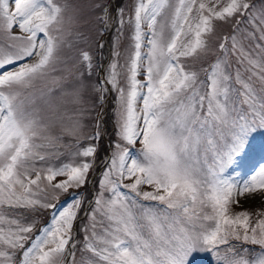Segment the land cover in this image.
<instances>
[{"label": "snow or ice", "instance_id": "snow-or-ice-1", "mask_svg": "<svg viewBox=\"0 0 264 264\" xmlns=\"http://www.w3.org/2000/svg\"><path fill=\"white\" fill-rule=\"evenodd\" d=\"M14 3L10 10L9 0H0V264H13L17 250H23L20 264H64L70 242L74 264L80 196L54 212L34 238L29 234L35 221H21L26 212L56 209L50 200L88 182L93 162L38 168L48 158L40 150L55 147L60 137L51 130L64 119L67 104L75 112L72 127L63 131L77 135L84 116L110 91L116 94L119 142L106 162L95 206L86 213L90 223L82 228L81 252L89 255L82 264H197L201 254H211L215 264H264V218L250 226L247 210H231L241 204L234 197L264 196V165L245 171L264 132V6L257 8L253 0H228L219 9L220 0H136L127 20L132 51L121 65L123 8L111 17L100 3ZM97 8L101 35L110 21L116 24L114 58L99 82L89 85L61 52L72 47L69 36L87 39L66 25L86 26V12ZM233 17V32L223 37L212 63L196 71L182 62L212 54L216 22ZM239 17L250 31L241 32ZM14 26L22 34L13 33ZM80 63L91 75L88 52ZM89 88L97 104L85 98ZM99 136L97 131L89 138ZM96 151L89 145L76 155L94 157ZM58 176L66 178L57 181ZM246 245L261 250L249 258Z\"/></svg>", "mask_w": 264, "mask_h": 264}, {"label": "rangeland", "instance_id": "rangeland-1", "mask_svg": "<svg viewBox=\"0 0 264 264\" xmlns=\"http://www.w3.org/2000/svg\"><path fill=\"white\" fill-rule=\"evenodd\" d=\"M58 3H64L65 0H57ZM215 2V0H213ZM228 0H220V4L217 6L218 9L222 8L227 4ZM253 2L257 5V8L264 6V0H253ZM68 3H76V4H84L88 5L91 3H100L102 5L109 7V12L111 17H117V9H124V19L126 23L123 28V35L120 38V44L118 50L120 52L119 63L121 65H125L127 62V57L131 54V34H132V25L127 23L128 17L132 14L136 0H68ZM9 8L13 10L15 8L14 0H9ZM102 14V10L97 8L95 10H88L86 12L88 18V24L83 27H77L73 24H67L66 27L69 28L73 33L77 31L84 32L87 39L81 37L79 40H76L74 35L69 36L68 40L72 42V47H65L61 55L70 56V64H75L80 71L85 74V82L89 85H95L99 82V80L104 76L105 70L107 69L109 63L113 60V36L115 35L116 24L114 21H110L109 30L105 31L103 35L100 34V29L104 27L103 22L97 20V16ZM237 17H233L229 23H221L219 21L216 22V31L214 35L210 38V48L213 50V53L204 57L194 56L191 58H182V62L185 63L186 66H190L193 70L200 71L202 68H206L208 64L212 63L216 55L220 54L219 44L224 42V36H230L233 32V25L235 24ZM241 23L238 25V28L243 32L244 30H251V26L247 23L245 17H239ZM15 34H22L18 26H14L11 30ZM103 44V47L100 45ZM227 45L231 47V41H227ZM143 51H147V49H142ZM88 52L92 57V70L91 75H88V69L84 63H80L81 61V53ZM121 71L122 77L126 75V70L124 68L119 69ZM60 74V73H57ZM140 80H144V75L141 74L138 77ZM201 78H204V74L201 73ZM123 82V81H122ZM85 98L91 101V104H97L96 95L92 92L91 88L85 93ZM116 99V94L114 92H109V95L104 103H99L98 106L92 107L90 112L87 113L83 120V127L80 129V133L77 135H70L67 132H64V128L72 127V117L75 112V106L72 104H67L66 114L64 119L57 123V125L51 130L52 135L60 137L55 144V147L41 149L40 151L44 154H48V158L44 162H38V168H44L49 165L58 167L64 163H73L79 164L83 160H88L93 162V167L88 174V182L79 189H69V192L72 195L61 192L58 200H50V202L55 203L57 205L56 209H43L38 208L34 212H26L24 213V217L26 219H22V223H29L33 220L38 224L33 229L32 233H30V237L34 238L35 235L38 234L39 229L47 223H50V218L57 212L65 207L72 199L76 196H80L82 198V207L78 213L77 219L74 222V227L72 230V234L74 237V241L76 238V223L79 219H81V230L83 226L90 223L88 217L86 215L87 212H90L91 208L94 207V198L99 193V181L101 179L102 173L106 167V162L110 159L111 153L116 151L115 143L119 142V138L116 135V126L115 120L113 116V108L114 101ZM139 106V105H138ZM45 113L42 111L41 115ZM99 125V127H97ZM99 131L100 136L99 139H90L89 137H94V134ZM79 141V143L77 142ZM94 145L96 148L99 146L98 152L95 153L94 157H81L77 156L76 153L81 151L83 148ZM135 148H140V144L137 143ZM260 165H264V132L259 135L255 141V149L252 155V158L248 162L245 171H250L253 168H257ZM64 176H58L56 180L65 179ZM55 182V181H54ZM125 183H129L131 181L125 180ZM43 183H47L44 181ZM142 190H151L148 186H142ZM126 191V190H125ZM239 198L241 200L240 206L232 205V212H239L241 210H247L250 214V226H255L256 222L264 218V196L256 195L253 198L244 197H234V199ZM155 203V202H151ZM40 212L39 215L38 213ZM39 215L40 220H38L36 215ZM82 235L85 233L82 231ZM30 241L25 243V247L28 246ZM230 243L236 244L239 248L241 242L232 240ZM84 244V237H82V241L80 245H77L75 242V262L74 264H82V259L86 258L89 254L82 253L81 248ZM250 248V252L247 254L249 258L258 253L261 249L259 245H246ZM72 251L71 242L69 249L65 252L64 256V264H73V258L69 254ZM23 250H17L16 255L18 256L20 261L22 259ZM224 252V247L221 248V253ZM20 261L14 260L13 264H17ZM197 264H215L211 254H201L200 258L197 261Z\"/></svg>", "mask_w": 264, "mask_h": 264}, {"label": "trees", "instance_id": "trees-1", "mask_svg": "<svg viewBox=\"0 0 264 264\" xmlns=\"http://www.w3.org/2000/svg\"><path fill=\"white\" fill-rule=\"evenodd\" d=\"M98 149H99V146L97 147V151H96V152H98ZM38 214H39V215H42V214H40V212H39ZM35 215H36L35 217H37L38 220L42 219V218L39 217V215H37V214H35ZM35 224L40 225V224L38 223V221H36ZM81 224H82V223H81V219H79L78 222L76 223V235H75V236H76V238H75V242H77V245H80V243H81V241H82V237H84V236L82 235ZM26 247H27V246H26ZM17 259L20 261L19 257H18V256H15V257H14V260H17ZM17 264H19V262H18ZM67 264H69V261H68Z\"/></svg>", "mask_w": 264, "mask_h": 264}]
</instances>
